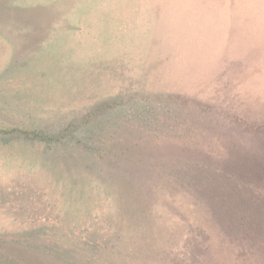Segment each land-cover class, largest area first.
I'll use <instances>...</instances> for the list:
<instances>
[{"label": "rangeland", "instance_id": "374dc122", "mask_svg": "<svg viewBox=\"0 0 264 264\" xmlns=\"http://www.w3.org/2000/svg\"><path fill=\"white\" fill-rule=\"evenodd\" d=\"M257 16L264 0H0V264H264Z\"/></svg>", "mask_w": 264, "mask_h": 264}, {"label": "crops", "instance_id": "0c3cea01", "mask_svg": "<svg viewBox=\"0 0 264 264\" xmlns=\"http://www.w3.org/2000/svg\"><path fill=\"white\" fill-rule=\"evenodd\" d=\"M245 18H247V19H250L249 17H245ZM254 19H256V21H264V16H257V17H253ZM234 21L235 22H239V23H242V16H238V17H234ZM264 22H261V23H258L257 24V28H260V26H263L264 24H263ZM234 28H240L239 29V31L236 33V34H238V37H240V38H242V24H236L235 26H234ZM258 31L259 30H257V31H253L251 34H252V38H254V41H253V50H254V53H255V51L257 52L260 48H258L257 49V40H256V35L258 34ZM261 43V42H260ZM251 45V44H250ZM260 46H261V44H260ZM241 43L240 42H237V44H234L233 45V50L235 51V50H237V52L236 53H240V50H241ZM256 66H253L252 68H249V70H253V69H255V68H259V67H262L260 70H262V69H264V65H260V64H255ZM247 68V67H246ZM237 69V68H236ZM236 69H233V71H230L229 72V74H228V77L230 78V76H231V72H234ZM227 76H226V78L224 79L225 80V83L224 84H222V85H224V88L225 89H223L222 91L224 92L225 91V93H228V94H231V93H234V94H236V95H242V87H243V84H242V86H241V84H239V81H237L236 82V84L235 85H238V87L236 88V89H233V90H231V88L230 87H232V84H231V81H229L230 79L228 78ZM227 79H229V80H227ZM241 82L240 83H242V80H240ZM227 88H226V87ZM232 91H235V92H232ZM21 95H26L24 92L21 94ZM32 99V102L31 103H33V104H36L35 103V101L37 100L36 99V97H33V98H31ZM37 102V101H36ZM26 114H28V113H26ZM43 113H41L40 115L42 116V117H40V115H38V117L37 116H31V115H26L27 117H30V118H35V119H37L36 121L34 120V122H33V124H35V126L37 127V129L39 130V131H42V132H47V130L48 129H50V126H48V129H45V123L44 122H46V121H44V119L46 118V116H43L42 115ZM85 115H86V113H84L82 116L83 117H85ZM190 115H188V117H189ZM183 117H185V116H183ZM60 119L61 118H58V119H55V120H57L58 121V124L56 123V121H49V120H47V123L49 124V123H54V126H59V124L60 125H63L64 124V121H62V122H60ZM85 122H84V124H86V119L84 120ZM97 123V122H96ZM100 123V122H99ZM86 126L87 125H85V129H84V138L86 139L87 137H85V134L87 133V129H86ZM99 128H101V127H99ZM187 129H191V131H188V133L187 134H194L193 133V129L192 128H186L184 131L183 130H181V133L183 134V133H185V131L187 130ZM54 131H56V128H55V130ZM95 131L96 132H99L97 129H95ZM86 141V140H85ZM180 143V142H179ZM178 143V144H179ZM80 145H78V146H76V147H74L73 149L76 151L77 149H79V153H76L75 154V156L73 157V160L71 159V161H83V160H85V158H86V155H83L84 157H81L80 158V156H82V153L80 152L81 150L80 149H82V151L84 152V154H85V151L88 149V147L87 146H85L84 148H82L81 146L79 147ZM58 148H60V147H55L54 148V150L56 149H58ZM70 149H72V148H70ZM89 149H101V146H97V147H92V148H89ZM178 149H193V147H190V146H182V145H179L178 146ZM236 150L237 152H238V154H239V161H242V142H240V143H238L237 145H236V147H232V146H227V148H225V150ZM55 153H57V152H55ZM60 152H58V154H55L54 155V157L53 158H56V156H58L59 158H61L62 159V154H59ZM44 158H41L42 159V161H51L52 160V158H51V156L50 155H46V156H44V155H42ZM230 157H232V155H229ZM233 156H235V154H233ZM66 157V156H65ZM65 157H63V161H65V160H68V159H66ZM51 158V159H50ZM58 158V159H59ZM233 158V157H232ZM48 159V160H47ZM39 161H40V159H39ZM60 161H62V160H60Z\"/></svg>", "mask_w": 264, "mask_h": 264}, {"label": "trees", "instance_id": "16d2710c", "mask_svg": "<svg viewBox=\"0 0 264 264\" xmlns=\"http://www.w3.org/2000/svg\"><path fill=\"white\" fill-rule=\"evenodd\" d=\"M12 131H20L21 132V130H16V129L15 130L13 129V130H11L9 132H12ZM26 134H30V133L26 132ZM263 233H264V231H263ZM58 253H60V251Z\"/></svg>", "mask_w": 264, "mask_h": 264}]
</instances>
